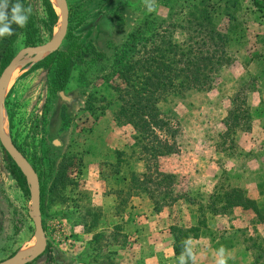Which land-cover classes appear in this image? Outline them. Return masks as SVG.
I'll return each instance as SVG.
<instances>
[{
  "label": "rangeland",
  "instance_id": "1",
  "mask_svg": "<svg viewBox=\"0 0 264 264\" xmlns=\"http://www.w3.org/2000/svg\"><path fill=\"white\" fill-rule=\"evenodd\" d=\"M50 1L57 9V0ZM189 2L156 0L155 10L148 11L144 0H67V31L56 50L72 55L68 78L55 83V61L43 62L56 50L28 54L16 65L0 100L1 122L43 187L45 238L42 250L21 264H117L118 242L132 245L125 232L132 230L133 220L157 212L146 192L130 184L133 170L139 174L148 167L147 173L162 172L157 198L177 195L164 205L171 227L201 225L197 237L185 238L175 230L178 239L170 228L173 245L182 249V263L216 264L220 248L245 249L237 228L249 222L250 214L214 213L207 205L217 183L262 195L257 181L264 176V8L252 0H205L218 27L228 32L229 60L211 88L190 89L162 104L174 108L180 119L174 153L141 155L134 126L118 120L117 94L103 77L114 47L129 31L154 17L163 25L171 19L186 25ZM26 6L42 42L57 33L60 22L49 26L44 0H26ZM174 32L178 41L185 36L180 26ZM27 45L21 32L13 56ZM12 160L0 144V260L28 248L36 233L28 183V192L18 185L9 171ZM62 162L68 176L59 181ZM203 216L207 226L199 222ZM258 229L264 233V225ZM239 250L223 253L227 264H255L251 250L248 258Z\"/></svg>",
  "mask_w": 264,
  "mask_h": 264
},
{
  "label": "trees",
  "instance_id": "2",
  "mask_svg": "<svg viewBox=\"0 0 264 264\" xmlns=\"http://www.w3.org/2000/svg\"><path fill=\"white\" fill-rule=\"evenodd\" d=\"M259 8H264V0H252ZM20 3L26 6V0H9L11 6ZM189 10L183 18L186 25H178V21L171 19L163 25V19H144L142 24L129 31L124 40L115 48L108 71L103 77L117 94L118 110L116 116L124 123L134 126V142L138 144L141 155L157 157L176 151L175 135L179 129L180 119L172 107H162L174 97L181 96L190 89H209L212 87L218 70L229 60L225 42L228 41L227 31L218 27L209 10V3L205 0H191ZM45 12L49 26L58 21V14L50 0H44ZM226 17L235 19L234 15ZM157 20V22H156ZM180 26L185 33L181 41L175 39L174 31ZM12 35L0 37V71L13 56V43L22 32L26 44L42 42L34 18L30 13L24 27L13 23ZM149 33L146 34V31ZM220 41V43H216ZM80 53L75 55L79 56ZM104 55V54H102ZM67 52L56 50L44 58L46 64L55 61V83L61 84L68 78L69 60L72 58ZM62 87V86H61ZM104 96H102L103 98ZM96 98V97H95ZM119 152H121L119 150ZM149 166V163L147 162ZM56 179L61 181L67 177L65 162L60 165ZM145 171L131 172L130 184L138 191H144L151 198L154 210L158 211L167 202L177 198L171 194V189L162 193L169 194L156 197L155 192L161 191L160 175ZM9 171L16 179L21 189L28 192L26 178L21 168L12 160ZM159 172V173H158ZM165 176H172L166 173ZM264 176L257 181L260 186L259 198L247 194L246 189L239 185L217 183L214 186L212 199L207 208L214 213H227L235 210L250 214L248 223L237 228L239 238L243 240L245 248L254 253V263L264 264V233L258 229L264 225ZM161 193V194H162ZM43 197V187L40 186V200ZM41 208V206H40ZM199 222L207 226L203 216ZM200 223L186 228L174 229V238L178 239L180 230L183 237L199 236ZM252 228V232L249 228ZM179 232V231H178ZM176 253L181 252L179 245H174Z\"/></svg>",
  "mask_w": 264,
  "mask_h": 264
},
{
  "label": "water",
  "instance_id": "3",
  "mask_svg": "<svg viewBox=\"0 0 264 264\" xmlns=\"http://www.w3.org/2000/svg\"><path fill=\"white\" fill-rule=\"evenodd\" d=\"M58 8L55 9L58 14V22H60L59 29L55 35H53L49 40L41 42L38 44L27 45L18 53H16L7 65L2 69L0 73V84L3 81L6 73L28 54H37L39 52H52L57 49L58 45L64 38L67 25L69 10L67 0H57ZM60 94L64 96L63 91ZM3 95H1L0 100ZM0 144L15 160L16 164L21 168L23 174L25 175L26 181L29 188V197L31 201L30 216L33 219L34 225L36 227L35 239L33 243L29 245L25 250L16 252L2 260L0 264H21L26 260L36 256L44 247L45 238L43 234L41 209H40V185L38 175L29 162L27 157L22 153V151L7 137L4 127L1 122V109H0Z\"/></svg>",
  "mask_w": 264,
  "mask_h": 264
},
{
  "label": "crops",
  "instance_id": "4",
  "mask_svg": "<svg viewBox=\"0 0 264 264\" xmlns=\"http://www.w3.org/2000/svg\"><path fill=\"white\" fill-rule=\"evenodd\" d=\"M169 213V209L164 206L162 210L160 209L155 214H151L144 219L140 216L138 219H134L132 222L134 227H132L130 232H125L122 229L127 234L125 237L129 239L128 242L132 245L123 246L118 242L120 258L117 264H184L182 263L181 252L176 253L174 250L172 233L170 232L172 226L171 215ZM142 226L148 227L147 231L146 229H142ZM210 248L212 247L207 249L209 250ZM235 248L241 249L237 245L230 246L227 249L229 251L235 250ZM242 250L244 257L248 258V250L246 248ZM242 250L239 251L241 252ZM196 260L189 264H200L199 260ZM246 260L248 261L249 259ZM77 264L89 263L78 261Z\"/></svg>",
  "mask_w": 264,
  "mask_h": 264
},
{
  "label": "clouds",
  "instance_id": "5",
  "mask_svg": "<svg viewBox=\"0 0 264 264\" xmlns=\"http://www.w3.org/2000/svg\"><path fill=\"white\" fill-rule=\"evenodd\" d=\"M148 11H154L156 6V0H144ZM31 8L25 9L20 3H16L11 6L9 12V0H0V37L5 35H12L13 29L11 25L13 23L24 27L29 19ZM219 255L216 258V264H227L228 256L225 257L223 253L226 251L224 248H220ZM183 254H181L182 256Z\"/></svg>",
  "mask_w": 264,
  "mask_h": 264
},
{
  "label": "bare ground",
  "instance_id": "6",
  "mask_svg": "<svg viewBox=\"0 0 264 264\" xmlns=\"http://www.w3.org/2000/svg\"><path fill=\"white\" fill-rule=\"evenodd\" d=\"M17 66H14V67H12L7 73H6V75H5V77H4V79H3V81L1 82V84H0V96H1V94L3 93L4 94V91H5V83L8 81V80H12V78L14 77V70H15V68H16ZM3 89H4V91H3ZM2 94V95H3Z\"/></svg>",
  "mask_w": 264,
  "mask_h": 264
}]
</instances>
